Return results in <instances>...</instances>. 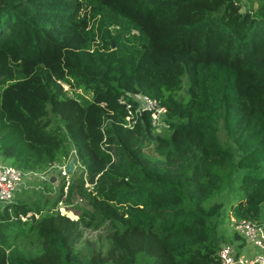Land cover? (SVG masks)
<instances>
[{"label": "trees", "instance_id": "obj_1", "mask_svg": "<svg viewBox=\"0 0 264 264\" xmlns=\"http://www.w3.org/2000/svg\"><path fill=\"white\" fill-rule=\"evenodd\" d=\"M67 155L65 190L0 209V264H209L224 199L264 227V0H0V156Z\"/></svg>", "mask_w": 264, "mask_h": 264}, {"label": "built area", "instance_id": "obj_2", "mask_svg": "<svg viewBox=\"0 0 264 264\" xmlns=\"http://www.w3.org/2000/svg\"><path fill=\"white\" fill-rule=\"evenodd\" d=\"M129 95L137 102L135 111L147 110L151 123L158 128L161 125V114L165 111L164 106L158 104L154 98L144 93L133 92ZM119 101L123 102L124 100L119 98ZM126 108H128L127 103ZM68 159L69 156L66 157L62 164H52V166L59 168V175L64 179L63 190L69 183V172L64 167ZM74 166L73 164V168ZM36 174L30 171H22L18 167L0 160V209L5 204L13 201L15 195L23 188L25 180L29 179L30 175ZM38 175L45 178L49 175L48 170ZM231 218L233 232L238 234L247 251L238 252L232 243L220 242L216 249V258L209 264H264L263 225L245 218L235 219L232 216ZM254 248L257 251H254Z\"/></svg>", "mask_w": 264, "mask_h": 264}, {"label": "rangeland", "instance_id": "obj_3", "mask_svg": "<svg viewBox=\"0 0 264 264\" xmlns=\"http://www.w3.org/2000/svg\"><path fill=\"white\" fill-rule=\"evenodd\" d=\"M257 3L258 0H240V11H244L249 8H255ZM64 87L66 86L64 85ZM0 160H2L3 162L5 161L1 156H0ZM6 162L7 161H5V163ZM52 174H54L56 178L51 180V182H53L51 191L47 190L40 182L41 178H43L42 176L35 177L36 175H30L29 179L25 180V185L23 186V189L17 192L14 200L17 201L27 200V198H29L28 196H33L36 195L37 193H40L42 196H52L53 192L57 191L58 185L62 181L61 178H58L57 170L53 169ZM74 200L83 203V201L78 197H74ZM228 203L229 200L224 199L223 220L218 228L221 235V239L219 240V242H230L234 245V247L238 252H242V251L246 252L247 248L244 246V243L240 248L239 245H237L236 240H234L232 237V233H233L232 220H231L232 218L231 215L229 214ZM57 206L59 207L58 209L60 212L65 213L68 217L76 218V214L72 208L66 210L65 205H63L62 203H58ZM85 240L91 242L92 246L98 249L101 253H105L108 249L107 231L104 230V226H100L96 229L81 228V235L78 237L76 241V245L79 246ZM254 251H257V249L254 248Z\"/></svg>", "mask_w": 264, "mask_h": 264}, {"label": "clouds", "instance_id": "obj_4", "mask_svg": "<svg viewBox=\"0 0 264 264\" xmlns=\"http://www.w3.org/2000/svg\"><path fill=\"white\" fill-rule=\"evenodd\" d=\"M67 156H68V155H67ZM67 156H66V157H67ZM66 157H65V159H66ZM69 158H72V159H73V164L75 165L74 156H69ZM65 159H64V160H65ZM64 160H63V161H64ZM67 161H68V160H67ZM67 161H66V162H67ZM53 163L62 164L63 162H60V163H59V162H53ZM65 164H66V163H65ZM53 167H54V168H53ZM64 167H65V166H64ZM53 169L57 170V175H58V177H59V178L61 177V176L59 175V168L56 167V166H51V167L48 169V174H49V175L47 176V178H48L49 180H50L49 177L54 175V174H52V170H53ZM72 169H73V168H72ZM71 171H72V170H71ZM71 171H70V172H71ZM70 172H69V173H70ZM40 173H41V172L37 173V174H36V177H37V176L39 177L38 174H40ZM43 176H44V175H43ZM40 177H41V176H40ZM45 178H46V177H45ZM53 178L55 179L56 176L54 175ZM41 179H44V178H41ZM50 181H51V180H50ZM15 196H16V195H15ZM14 198H15V197H14ZM13 200H14V199H13ZM59 203H60V202H59ZM61 213H62V212H61Z\"/></svg>", "mask_w": 264, "mask_h": 264}, {"label": "water", "instance_id": "obj_5", "mask_svg": "<svg viewBox=\"0 0 264 264\" xmlns=\"http://www.w3.org/2000/svg\"><path fill=\"white\" fill-rule=\"evenodd\" d=\"M111 46H112V43H111ZM72 168H73V159L69 158L65 164V170L70 172L72 170ZM49 178H50V180L54 179L53 176H50Z\"/></svg>", "mask_w": 264, "mask_h": 264}]
</instances>
